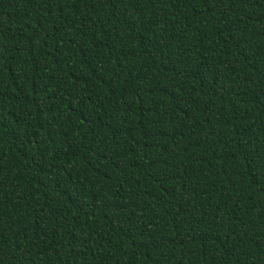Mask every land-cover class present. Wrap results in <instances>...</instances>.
Returning <instances> with one entry per match:
<instances>
[{"label": "trees", "instance_id": "1", "mask_svg": "<svg viewBox=\"0 0 264 264\" xmlns=\"http://www.w3.org/2000/svg\"><path fill=\"white\" fill-rule=\"evenodd\" d=\"M0 264H264V0H0Z\"/></svg>", "mask_w": 264, "mask_h": 264}]
</instances>
